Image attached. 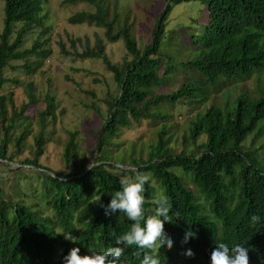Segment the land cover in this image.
Instances as JSON below:
<instances>
[{"label": "trees", "instance_id": "obj_1", "mask_svg": "<svg viewBox=\"0 0 264 264\" xmlns=\"http://www.w3.org/2000/svg\"><path fill=\"white\" fill-rule=\"evenodd\" d=\"M67 1L92 4L95 10H81L69 21L105 28L108 41L123 40L127 55L117 64L108 56L101 36L97 35L93 43L89 36L70 37L71 46L84 45L82 52L75 48L74 54L103 61L113 75L116 93H108L106 99L108 118L97 131L94 162L80 152L78 132L71 131L63 159L72 170H54L42 163V157L50 142L49 126L57 118V98L47 92L45 109L27 115L26 109L41 98L36 83L5 74L7 69L10 74L19 72L18 68L33 74L50 54L46 40L38 39L31 48H22L29 30L47 28V0H4L0 161L10 164L18 160L36 123L31 157L20 161L30 169L19 166L16 171L36 173L40 188L36 186L33 194L52 213L45 214L37 204L13 200L0 187V264H63V257L74 247L81 249V255L101 253L109 244L120 247L114 238L125 233L132 222L119 211L106 216L100 205L110 203L121 178L136 174L149 177L143 193L145 217L154 214L161 194L171 209V222L164 227L174 243L171 250H157L161 264H210L211 253L219 243L230 248L242 244L249 252L250 264H264V223L252 226L250 221L252 215L264 218V88L258 96L243 89L232 101L206 107L213 90L238 78L249 79L264 61V0H166L154 22L151 42L144 47L136 39L129 11L120 12L117 0ZM193 1L206 7L207 23L193 31L189 25L169 31L174 7ZM172 38L181 46L180 57L171 55ZM62 51L73 53L64 47ZM16 60L23 63L14 64ZM178 76L183 81L176 89ZM6 84L24 85L26 94L21 104L16 90L1 93ZM176 103L206 107L191 121L184 148L179 151L171 145L170 130L164 125L156 143L150 144L146 159H136L135 151L129 155L137 171L117 167L115 139L122 129L142 120L165 122L172 115L162 112L160 106ZM203 135L206 139L200 143ZM257 139L261 140L259 146L249 149V140L254 145ZM189 230L196 235L185 242ZM67 233L74 242L65 239ZM189 249L194 256L186 255ZM143 255L132 246L121 259L125 264H140Z\"/></svg>", "mask_w": 264, "mask_h": 264}, {"label": "rangeland", "instance_id": "obj_2", "mask_svg": "<svg viewBox=\"0 0 264 264\" xmlns=\"http://www.w3.org/2000/svg\"><path fill=\"white\" fill-rule=\"evenodd\" d=\"M201 2H183L174 7L169 15L167 29L181 30L182 25H189L190 30L197 29L199 24L207 23L208 12ZM120 12L129 11V22H133L136 39L141 47L151 42V32L157 15L164 9L166 0H117ZM4 0H0V32L4 27ZM81 10H95V7L86 1H67V0H47L46 12L48 15L47 28H38L29 30L25 37L23 49L31 48L36 40L41 42L46 40L45 47L50 49V54L42 60V67L35 73L25 74L21 68L19 72L10 74L9 69L5 71L7 76H18L21 79L33 80L37 85L40 100L36 105H30L25 114L34 116L37 110H43L46 107L44 101L45 94L50 92L57 98L56 114L57 118L52 120L48 137L50 142L47 144L45 155L42 157V163L57 171H70L72 167L66 166L63 159V150L69 139L71 131H77L78 146L81 153L85 154L90 163L94 162L99 131L108 118V107L106 99L109 94L116 93V83L112 73L106 68L103 61L99 58H82L74 51L82 52L84 45L78 43L76 47L71 46L70 37L87 36L93 41L97 35L106 41V51L114 63L121 64L127 55V49L123 40L110 42L106 39L105 28L89 23L73 24L69 21L71 15ZM18 24L15 28H18ZM16 32V31H15ZM176 33H174L175 35ZM169 36L173 33L168 32ZM173 39V38H172ZM174 46L171 48V55L180 57L183 55L180 44L173 39ZM63 47L69 52H63ZM31 57H34L33 55ZM36 60V58H33ZM14 64H22V60L12 61ZM243 75H239L240 77ZM182 77L176 79L175 88L182 84ZM260 88H264V61L256 68V71L249 79H235L231 84L224 87H218L213 90L210 102L206 103L209 107L212 103L224 104L225 101H232L242 90L248 91L253 96H258ZM10 90H16V99L21 104L25 98V87L20 84H6L1 91L2 94ZM205 105L192 107L184 103L173 105H161V111L172 116L165 122L159 120H142L134 122L130 127L123 128L115 141L118 145L116 150L117 161L115 165L124 169H133L137 171L136 165L132 163L129 155L135 151L136 159L148 157L150 144H155L157 133L165 125L170 130L171 145L177 150H182L184 135L190 126L192 120H195L197 114L202 112ZM33 134L28 137V145L24 152L14 163L0 161V187L5 194L12 196L13 200H24L28 203L39 205L45 214H51L52 211L40 202L33 191L36 186L40 188L37 175L34 172L26 170L21 174L16 171L17 167L30 169L20 161L31 157L32 143L34 134L38 131V126L33 123ZM188 134V133H187ZM206 136H201L199 142L205 141ZM261 140L257 139L254 145L249 149H255L259 146ZM190 145V144H189ZM14 149V146H11ZM113 153V151H110ZM264 158V149L261 150ZM125 157V158H124ZM123 170V169H122ZM122 170H115V173L121 174ZM157 186V184H156Z\"/></svg>", "mask_w": 264, "mask_h": 264}, {"label": "clouds", "instance_id": "obj_3", "mask_svg": "<svg viewBox=\"0 0 264 264\" xmlns=\"http://www.w3.org/2000/svg\"><path fill=\"white\" fill-rule=\"evenodd\" d=\"M149 177L143 174H136L132 178L124 177L119 181L120 188L111 194L112 198L108 205L101 204L105 215L111 216L117 211L131 221L130 228L122 235L114 238V244L120 247H113L111 244L101 253L89 252L81 255L79 247L72 248L63 257V264H125L121 259L126 249L135 246L144 252L140 264H161L157 255L158 249L171 250L174 241L165 233V224L170 223V206L167 197L161 194L157 200V207L154 214L145 217L144 214V186L148 183ZM252 226L264 223V218L259 215H252L250 218ZM191 230L185 233V242L195 237ZM65 239L73 241L71 233L64 234ZM211 253L210 264H250L249 252L242 244L229 247L225 243L216 244ZM188 257L194 256L191 249L186 252Z\"/></svg>", "mask_w": 264, "mask_h": 264}]
</instances>
